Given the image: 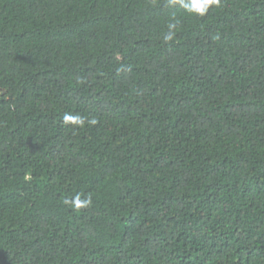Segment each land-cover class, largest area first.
Segmentation results:
<instances>
[{"label": "trees", "instance_id": "16d2710c", "mask_svg": "<svg viewBox=\"0 0 264 264\" xmlns=\"http://www.w3.org/2000/svg\"><path fill=\"white\" fill-rule=\"evenodd\" d=\"M191 2L0 0V264H264V0Z\"/></svg>", "mask_w": 264, "mask_h": 264}, {"label": "clouds", "instance_id": "9594fccd", "mask_svg": "<svg viewBox=\"0 0 264 264\" xmlns=\"http://www.w3.org/2000/svg\"><path fill=\"white\" fill-rule=\"evenodd\" d=\"M172 3H182L183 4V0H171ZM215 5L217 7H220L221 5V0H192L191 2V6L189 7L187 4H184V7L189 8V11H194L200 15H204L210 6ZM166 40H171L172 39V35H166L165 36ZM65 120L66 121H73V122H79V123H83V120L79 117L77 118H73L71 116H65ZM95 120L90 121V123H95Z\"/></svg>", "mask_w": 264, "mask_h": 264}]
</instances>
